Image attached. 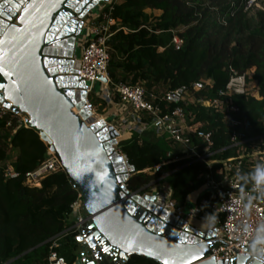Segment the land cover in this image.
Here are the masks:
<instances>
[{"label": "trees", "instance_id": "obj_1", "mask_svg": "<svg viewBox=\"0 0 264 264\" xmlns=\"http://www.w3.org/2000/svg\"><path fill=\"white\" fill-rule=\"evenodd\" d=\"M244 2L208 5L204 0H114L100 15L101 20L105 14L116 20L108 40L111 79L115 83L143 84L149 94L203 80L208 84L201 94L215 96L225 88L232 66L247 76V93L233 100L241 108L238 118L248 121L249 127L237 129L244 131L245 139H251L246 147L264 148V10L250 16ZM174 35L183 40L179 48ZM182 105L193 111L203 129L213 131V159L238 152V146L231 142L233 128L221 114L207 111L200 104ZM174 107L162 102L163 113ZM11 117V112L0 117V261L50 264L55 251L66 258L67 264H75L78 231L68 229L78 190L66 171L46 175L41 186L26 184V173L44 160L47 146L35 127L21 126L14 131L16 120L7 127ZM119 146L136 169L128 181L129 188L168 183L180 207L186 205L190 194L206 185L210 174L220 178L219 163L209 166L187 157L178 144L158 136L152 128L141 134L130 132ZM9 164L18 176H7ZM158 164L163 165L155 172L153 167ZM203 198L209 204L202 211L213 212L217 197L206 192ZM124 264L160 263L134 254Z\"/></svg>", "mask_w": 264, "mask_h": 264}, {"label": "water", "instance_id": "obj_2", "mask_svg": "<svg viewBox=\"0 0 264 264\" xmlns=\"http://www.w3.org/2000/svg\"><path fill=\"white\" fill-rule=\"evenodd\" d=\"M109 1L0 0V101L52 144L83 196L76 263L140 254L160 264H252L237 246L231 258L209 257L218 246L210 229L164 210V191L152 184L129 188L135 166L115 150L119 132L92 113L90 84L78 75L83 19Z\"/></svg>", "mask_w": 264, "mask_h": 264}, {"label": "built area", "instance_id": "obj_3", "mask_svg": "<svg viewBox=\"0 0 264 264\" xmlns=\"http://www.w3.org/2000/svg\"><path fill=\"white\" fill-rule=\"evenodd\" d=\"M110 2V1H109ZM111 2L109 3V5ZM108 5V6H109ZM107 7V6H105ZM104 7V8H105ZM104 8L83 19L86 32L82 36L81 44V67L79 77L92 84L87 88V105H92L91 111L99 119H104L106 126H113L118 132V144L114 145L119 154H123L120 149V141L124 134L130 132L143 133L152 128L158 136H165L178 144L187 153V157H193L209 166L220 164L219 176L216 178L210 174L206 180V186L217 197V203L213 205V212L218 217L213 232L212 240L218 242V246L212 249L209 257L217 256L219 259H227L233 256V249L237 246L238 253H246L248 245L255 234L256 227L264 223V201H255L254 207L245 211L244 203L241 201V192H251L252 184H244L236 177L237 171L247 173L254 169L255 165L264 163V148L245 146L249 140L244 138V131L237 127L248 129L249 122L238 118L241 108L235 104L233 98L247 93V76L234 67H230V77L224 89L217 95L208 96L201 94L206 90L207 82L199 80L190 86L182 85L173 89L148 93L143 84L130 85L125 82L115 83L109 74L110 47L108 40L112 36L111 26L116 23L115 19L104 15L100 19ZM244 10H264L260 0H245ZM173 41L177 48L181 46L183 40L174 35ZM106 80H103L102 78ZM99 82L101 90L95 92L93 85ZM94 93L102 106L103 114L99 113L98 106L93 105L90 95ZM118 97V99L116 98ZM173 104L172 111L162 112V102ZM183 102L194 106L202 105L207 111L213 110L221 114L223 121L233 128L231 142L238 146V152L223 159H213V131L202 128L203 124L195 121L193 111H187ZM77 113L78 110H75ZM12 113V117L7 122V127H11L16 120L14 131L21 126L28 127V119L22 113H14L0 101V117ZM262 135L261 137H263ZM47 146L46 156L38 166L27 172L25 182L32 186H41L42 179L55 171H65L63 162L58 153L52 148V144L44 141ZM179 159L176 157V160ZM169 162H166L167 164ZM163 164L153 167L155 172L161 170ZM19 173L15 171L12 164L8 165L7 176L16 177ZM165 173L163 174V176ZM155 184V183H153ZM78 190V189H77ZM159 191L157 188L151 192ZM165 204L163 209L175 215H185L188 220L200 219L203 221L206 213L202 208L207 206V199H202L197 207L185 213L184 208L177 205L173 198V190L169 185L163 189ZM83 196L78 190V197L72 204V225L68 230L78 231L80 235L82 224L85 222V211ZM84 212V213H83ZM247 226V231L245 227ZM54 245H58L56 242ZM50 264H67L64 256L53 251L49 258ZM0 264H9L1 262Z\"/></svg>", "mask_w": 264, "mask_h": 264}, {"label": "clouds", "instance_id": "obj_4", "mask_svg": "<svg viewBox=\"0 0 264 264\" xmlns=\"http://www.w3.org/2000/svg\"><path fill=\"white\" fill-rule=\"evenodd\" d=\"M236 177L244 184L251 183V192H241V201L244 203L245 211H249L254 207L255 201H264V163L255 165L254 169L241 173L237 171ZM218 217L215 213L206 214L203 218L202 226L214 229ZM247 226L245 231H247ZM246 255L251 259L252 264H264V223L259 224L255 229V234L248 245Z\"/></svg>", "mask_w": 264, "mask_h": 264}, {"label": "crops", "instance_id": "obj_5", "mask_svg": "<svg viewBox=\"0 0 264 264\" xmlns=\"http://www.w3.org/2000/svg\"><path fill=\"white\" fill-rule=\"evenodd\" d=\"M113 1L114 0H110L111 3ZM110 2H104L100 6L99 11H101L105 6H108ZM79 46L81 48V44H79ZM128 135L129 134H124L123 135V138L126 137V136H128ZM168 186H169L168 183H155V184H152V186L150 187V192L153 191V190H155V188H157V190H163V189H166V187H168ZM206 192H211V190L206 185H204L201 189H199V190L193 192L192 194H190V196L187 199L186 205L183 206V208L185 209V207H188L189 208V211H191L194 207H197L202 199H206V198H203V195ZM211 193H213V192H211ZM208 204H209V201H208ZM203 214H206V213L203 212ZM191 221L194 222L195 224H198L200 227H202L204 229H209L207 227H203L202 226V222L203 221H201L200 219H194L193 218V219H191ZM75 264H81V263H75Z\"/></svg>", "mask_w": 264, "mask_h": 264}, {"label": "rangeland", "instance_id": "obj_6", "mask_svg": "<svg viewBox=\"0 0 264 264\" xmlns=\"http://www.w3.org/2000/svg\"><path fill=\"white\" fill-rule=\"evenodd\" d=\"M204 1H205L206 4L211 5L212 3L218 4L220 2H222L224 4H227V3H230V2L235 1V0H204ZM260 1H261V4H262V7L264 8V0H260ZM247 12H248V14L250 16H253V15L256 14L257 10H249ZM89 84L91 85L92 83L89 82ZM93 88H94L95 92L97 93L99 90H101V84L99 82H97V83H95V85H93ZM161 88L163 89L162 86H161ZM90 99H91V102H92L93 105L98 106L99 113L103 114L102 113L103 110H101L102 109V104L99 105L100 99L94 93H92L90 95ZM83 211H85V210L83 209ZM184 211H185V213L189 212V208L185 207Z\"/></svg>", "mask_w": 264, "mask_h": 264}]
</instances>
